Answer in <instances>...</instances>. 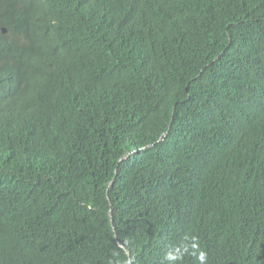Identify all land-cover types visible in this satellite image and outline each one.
<instances>
[{"label":"trees","instance_id":"obj_1","mask_svg":"<svg viewBox=\"0 0 264 264\" xmlns=\"http://www.w3.org/2000/svg\"><path fill=\"white\" fill-rule=\"evenodd\" d=\"M137 5L0 0V264H264V0Z\"/></svg>","mask_w":264,"mask_h":264},{"label":"clouds","instance_id":"obj_2","mask_svg":"<svg viewBox=\"0 0 264 264\" xmlns=\"http://www.w3.org/2000/svg\"><path fill=\"white\" fill-rule=\"evenodd\" d=\"M120 1H139L140 5H137L134 9L125 12L121 15L113 17V21L116 25L129 29L137 38L145 43L150 42L149 26L153 23L147 19L148 5L150 3H155L157 0H73L76 10L80 14H85L87 12L86 3L88 2L96 11L103 8V5L107 2L118 3ZM104 27H113L112 23L106 25L105 19L101 20ZM1 32L4 36L9 34L8 27L1 26ZM137 32V33H136ZM137 152V151H136ZM131 155V154H130ZM130 255V254H129Z\"/></svg>","mask_w":264,"mask_h":264}]
</instances>
